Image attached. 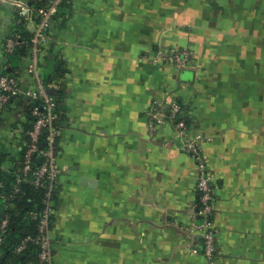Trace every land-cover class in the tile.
<instances>
[{"label":"crops","instance_id":"obj_1","mask_svg":"<svg viewBox=\"0 0 264 264\" xmlns=\"http://www.w3.org/2000/svg\"><path fill=\"white\" fill-rule=\"evenodd\" d=\"M18 1L0 0V74L13 64L21 87L0 109V185L25 156L30 91L62 88L52 264H208L195 161L149 115L167 98L206 140L216 264H264V0H69L38 42ZM21 27L31 45L10 60Z\"/></svg>","mask_w":264,"mask_h":264},{"label":"built area","instance_id":"obj_2","mask_svg":"<svg viewBox=\"0 0 264 264\" xmlns=\"http://www.w3.org/2000/svg\"><path fill=\"white\" fill-rule=\"evenodd\" d=\"M69 0H20L17 2L18 13L22 19L33 18L34 15L41 17V26L38 35L33 38L34 42L44 40V34L40 31L51 23L61 6L66 5ZM36 3V4H35ZM20 34L17 32L6 38L4 44L6 51L12 52L18 44ZM178 63H184L188 58L186 51H179L170 56ZM21 94L20 78L18 75L2 71L0 74V109L4 108L13 97ZM33 98L30 111L36 117L33 126L27 131V139L24 140L25 156L23 166L20 169L22 176H27L32 169L31 160L34 153H40L45 157L44 163L34 172L33 181L40 184L43 178L50 180L49 191L45 199V209L40 218L39 232L35 242L39 245V260L37 264L53 263V244L51 238V229L53 226V201L50 200L52 187L58 179L60 172L57 162L58 138L60 127L58 125L56 113H53L57 105V99L54 96L47 95L42 88L32 90L29 93ZM39 102V103H38ZM150 118L155 123L170 122L179 133L180 151L192 156L196 168V191L198 199L195 203L196 221L193 223V229L200 236L199 250L206 257L208 264H216L218 256L217 231L214 225V211L216 197L214 193L213 174L209 169V164L204 155L203 147L206 142L204 135L195 127L191 126L186 108L176 99L167 98L163 102L155 101L149 111ZM46 131L45 146L42 144V133ZM18 176L20 182L23 177ZM8 225V218L0 220V243ZM26 238L18 248L21 250L25 246Z\"/></svg>","mask_w":264,"mask_h":264},{"label":"trees","instance_id":"obj_3","mask_svg":"<svg viewBox=\"0 0 264 264\" xmlns=\"http://www.w3.org/2000/svg\"><path fill=\"white\" fill-rule=\"evenodd\" d=\"M34 2L39 5L37 0ZM18 33L21 37L9 55L10 60L12 57L18 59L31 45V34L26 29L21 27L18 29ZM14 70L15 67L12 64L7 71L14 74ZM53 96L57 99L53 113H56L57 118H59L63 110L61 100L64 92L62 88L56 90ZM35 119L36 117L31 113L27 131L31 129ZM46 136L47 132L44 131L41 137L42 143L46 144ZM23 161L24 157H22L19 167L13 172L11 182L0 185V220L4 217L8 218V225L0 243V264H37L39 260V245L34 240L39 232V222L45 209V199L49 191L50 180L43 178L40 184L33 181L34 172L45 161V157L40 153L36 152L32 155V169L25 177L20 172ZM18 176L23 177L20 182L17 181ZM55 197V187H52L50 200L55 201ZM26 238L29 239L25 242L24 248L19 250L18 248Z\"/></svg>","mask_w":264,"mask_h":264},{"label":"water","instance_id":"obj_4","mask_svg":"<svg viewBox=\"0 0 264 264\" xmlns=\"http://www.w3.org/2000/svg\"><path fill=\"white\" fill-rule=\"evenodd\" d=\"M45 145V143H42V146H44Z\"/></svg>","mask_w":264,"mask_h":264}]
</instances>
